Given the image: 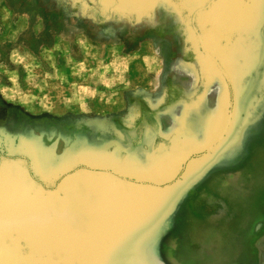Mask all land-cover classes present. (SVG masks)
Here are the masks:
<instances>
[{
    "label": "rangeland",
    "instance_id": "obj_1",
    "mask_svg": "<svg viewBox=\"0 0 264 264\" xmlns=\"http://www.w3.org/2000/svg\"><path fill=\"white\" fill-rule=\"evenodd\" d=\"M103 1L108 8L98 0H0V222L7 220L2 233L23 254L29 244L45 251L71 244L73 213L64 207L88 189L93 197V191L110 196L122 216L144 210L146 226L159 221L163 234L148 250L161 264H264V116L246 136L245 149L224 166L216 163L236 143L223 146L226 136L214 152L192 149L187 141L180 147L162 142L160 167L134 174L120 168L114 143L126 144L125 131L143 124L162 141L176 128L166 108L177 102V114L183 101L201 99L205 88L225 95L226 116L235 113L231 73L218 66L200 73L192 62L205 57L198 38L204 19L222 7L243 12L251 0H204L186 26L194 52L182 50L184 36L173 11L156 4L148 17L132 22L118 12L123 4L132 9V0ZM176 82L194 87L190 97L178 101L183 95ZM154 86L160 91L152 104L146 92ZM247 195L252 198L243 199ZM15 197L26 200L18 206ZM57 202L65 210L61 219ZM103 208L83 212L88 225H95ZM250 208L260 220L252 235L246 226L253 223ZM117 223L82 245L98 253H140Z\"/></svg>",
    "mask_w": 264,
    "mask_h": 264
},
{
    "label": "water",
    "instance_id": "obj_2",
    "mask_svg": "<svg viewBox=\"0 0 264 264\" xmlns=\"http://www.w3.org/2000/svg\"><path fill=\"white\" fill-rule=\"evenodd\" d=\"M98 2L105 5L103 0H98ZM126 2L128 3L129 0ZM203 2L204 0H151L148 4H141L137 0H132L130 2L132 9H127L123 4L118 7V12L120 16H126L132 22H138L143 16L148 17L151 9L156 4L160 8L173 11L176 19L174 21L176 22L175 27L184 36L182 50L190 49L194 52L193 48L195 47L191 49V45H193L192 36L186 26L189 23L190 16L200 8ZM229 8L231 9V7ZM224 9V7L220 8L211 17H208L209 19L205 18V22L201 24L202 34H199L198 38L205 57L196 56L192 65L200 73L206 72L208 69L212 70L215 66L225 71L227 75L231 73L230 78L235 80L233 86L236 97L235 113L230 112L226 116L225 95L223 93L218 94L217 91L209 90V88L204 89L201 99L191 103L183 101L185 96L190 95L188 89L191 88V85L176 82L174 87L183 95L178 101L183 102L180 104L177 114L174 111L177 102L172 103L165 110L164 114L176 124V128L172 129L170 134L163 135L162 141H160L155 135V138H153L150 132L148 133L147 126L143 124V126L125 131L126 144L114 142L115 151L118 155V158L114 156L115 160L124 171L128 170L134 174L138 169L142 172H150V170L152 172V170L160 167L158 159L161 156L158 155V147L165 141L170 146L174 145V147H180L183 142L187 141L192 149L206 147V152H214L218 148V143L223 141L226 136L228 138H225L223 146L232 142L236 143L233 148L222 155L216 166L230 164L245 149L246 136L256 129L255 127L264 116V32L262 33L260 30V21L264 20V0H251L250 6L243 12L235 9L225 12ZM205 104H211V108L205 109ZM238 109L239 114L237 113ZM197 119L201 121L197 123L195 121ZM232 122H234V127L231 126ZM144 132H146L145 137H143ZM104 147H108V145L105 144ZM119 154H125L126 157L122 160ZM109 182H106L105 185ZM192 184L191 181L188 187ZM236 189L235 185L231 188L232 191ZM123 190L127 194L132 191L130 188H124ZM85 191L83 192L82 189L77 191V194L72 198L70 197L68 205L64 207V209L69 207L73 213L71 217L74 223L68 229L71 244L51 247L46 251L39 244H29L27 246L29 248L28 253L23 254L19 246L11 245L12 242L8 239L9 235L4 231L2 233V230L7 226V220L4 219L0 222V264H161L151 257L152 253L148 250L150 247L148 244L154 243L155 239L163 234V231L157 227L160 224L159 221H154L156 224L153 227L146 226L145 219L149 215L146 216L144 210L140 215L126 214L122 216L121 211L120 213L114 206L110 205V196L105 198L103 195H95L96 192L93 191L94 198L90 196L92 195L91 190L86 189ZM119 191L121 190L119 189ZM145 192L146 190L139 193V198L140 195L145 197ZM248 192H251L249 186ZM248 198L251 199L252 196H243V199L249 200ZM14 199L18 206L26 200L25 198L16 197ZM117 205H120V203H117ZM176 205L177 203L173 206V211ZM100 206L104 208L103 211L97 214L95 225L92 223L88 225L84 220L83 212L86 210H99ZM64 209L60 202H57L56 210L59 212L57 218L60 217L59 219H61L65 215ZM248 212L253 217V223L250 222L246 226H249L248 230L252 235L258 230L260 220L256 211L250 208ZM58 214L56 213L55 216ZM169 214L171 215V212ZM113 223H117L116 229L121 226L120 229L124 228V232H129L130 246H141L140 253H130V251L125 250L121 252L104 250L103 253H98L88 249L84 244L82 245L83 240L85 241L94 236L100 237L104 234V228L110 229ZM236 238L235 236L232 242L238 240ZM54 245L57 244L55 243L52 246ZM44 252L46 258L40 257L38 259L37 256L42 255ZM53 257H57V259Z\"/></svg>",
    "mask_w": 264,
    "mask_h": 264
},
{
    "label": "crops",
    "instance_id": "obj_3",
    "mask_svg": "<svg viewBox=\"0 0 264 264\" xmlns=\"http://www.w3.org/2000/svg\"><path fill=\"white\" fill-rule=\"evenodd\" d=\"M144 90H142L143 91V93H145L146 92V90H145V88H143ZM150 89V91H147L146 93L148 94V99H149V101L152 103V104H154V103H157V95H159V92H157V91H160L159 90V87L158 86H154V87H152V88H149ZM155 95H156V100H155ZM152 100V101H151ZM159 101V100H158ZM146 136V132H144V134H143V137H145Z\"/></svg>",
    "mask_w": 264,
    "mask_h": 264
},
{
    "label": "bare ground",
    "instance_id": "obj_4",
    "mask_svg": "<svg viewBox=\"0 0 264 264\" xmlns=\"http://www.w3.org/2000/svg\"><path fill=\"white\" fill-rule=\"evenodd\" d=\"M182 126V125H181Z\"/></svg>",
    "mask_w": 264,
    "mask_h": 264
}]
</instances>
